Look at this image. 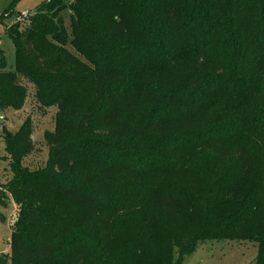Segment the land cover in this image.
<instances>
[{"label":"trees","instance_id":"trees-1","mask_svg":"<svg viewBox=\"0 0 264 264\" xmlns=\"http://www.w3.org/2000/svg\"><path fill=\"white\" fill-rule=\"evenodd\" d=\"M27 20L0 110L23 77L57 112L43 168L22 165L29 120L4 132L0 264H183L209 240L264 264V0H43Z\"/></svg>","mask_w":264,"mask_h":264},{"label":"rangeland","instance_id":"rangeland-1","mask_svg":"<svg viewBox=\"0 0 264 264\" xmlns=\"http://www.w3.org/2000/svg\"><path fill=\"white\" fill-rule=\"evenodd\" d=\"M43 0H0V49L6 59V69L14 68V47L8 35V29L16 22L20 25L27 19L19 20L23 13L32 14L35 7ZM11 9L9 10V7ZM65 25H69V11L62 13ZM69 29V28H68ZM70 51L71 48L67 46ZM18 82L25 86L27 96L21 110L5 108L0 110V184H5L12 177L9 158L4 149V132H16L29 120L31 124L32 149L22 160V165L30 170L45 166L48 147L44 134L53 132L55 128L56 107H42L35 100L34 87L23 77ZM17 216V206L9 198L5 206L0 207V257L9 255L11 226ZM257 244L249 241H216L199 243L196 250L185 259L183 264H254Z\"/></svg>","mask_w":264,"mask_h":264},{"label":"built area","instance_id":"built-area-1","mask_svg":"<svg viewBox=\"0 0 264 264\" xmlns=\"http://www.w3.org/2000/svg\"><path fill=\"white\" fill-rule=\"evenodd\" d=\"M28 16H29V13H23L20 15L19 20H25L28 18Z\"/></svg>","mask_w":264,"mask_h":264}]
</instances>
